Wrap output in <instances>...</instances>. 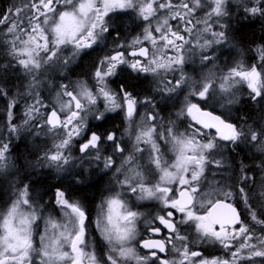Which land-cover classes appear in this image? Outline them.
<instances>
[{"label":"snow or ice","instance_id":"6c2138e0","mask_svg":"<svg viewBox=\"0 0 264 264\" xmlns=\"http://www.w3.org/2000/svg\"><path fill=\"white\" fill-rule=\"evenodd\" d=\"M121 15L139 31L121 32ZM233 15L264 19V0H13L0 13V176L15 177L0 264H264V115H234L245 94L264 113V44L242 46ZM222 49L235 51L223 66ZM113 113L122 128L100 131ZM27 136L35 159L18 165L13 141ZM245 149L253 167L235 161ZM41 169L108 175L95 216L62 182L38 191ZM145 201L158 210L140 211Z\"/></svg>","mask_w":264,"mask_h":264},{"label":"trees","instance_id":"16d2710c","mask_svg":"<svg viewBox=\"0 0 264 264\" xmlns=\"http://www.w3.org/2000/svg\"><path fill=\"white\" fill-rule=\"evenodd\" d=\"M13 0H0V11H5L7 8L12 6ZM232 27L234 29H239L238 32H236V40L238 42H241L242 46L249 44L251 41H255V44H252V47L256 46L257 44H260L264 38L263 36V27H264V20L263 19H244L240 18L237 20L236 18L232 19ZM3 52V49L0 48V53ZM222 55L220 58V65H224V60H227L229 58H235V55H233L234 50L230 49H222L221 50ZM0 63L7 64L8 58H6L4 55L0 54ZM231 62L228 61L227 64ZM186 71L192 75H196L199 71V65L198 64H188L186 65ZM7 82L8 87L12 88L15 86H20L22 83L21 80H17V73L13 71V69L9 68L4 73ZM9 78H13L12 81ZM145 87H138L137 90H143ZM234 115L237 117H247L249 118V122L252 121H259L260 117L263 115V113L259 110V108L256 107V105L249 101L247 99L246 94L242 96L241 103L237 105L234 108ZM26 138V139H25ZM40 141V140H39ZM13 148L14 157L18 156L20 159L17 161L18 165H23L26 158H33L35 159V153L31 154L32 147L29 145L27 137H23L18 140L13 141ZM246 149L245 151H240L239 155L235 157V161L239 162L240 160H244L245 163H247L250 167H253V162L251 160L246 159ZM235 155V154H233ZM231 162V161H230ZM256 165L259 164V160L255 162ZM229 174V173H225ZM224 174V175H225ZM257 171L250 172V176H254L255 179H257ZM40 178V179H39ZM222 176H217V180H221ZM3 177L0 176V180H2ZM10 179V178H8ZM52 181V178H51ZM49 180V178L45 179L43 181L41 174H39V171L31 173V182L33 184L38 183V187L40 188L41 192L47 191L48 193L51 192L52 183ZM66 184H63V186L71 191L74 192L76 197L79 199H82L83 202L88 206L89 212L94 214L96 212V205H95V199L99 192V185L96 183H92V178H88V176L84 175L83 183H76L73 179L71 180H64ZM72 188H70L69 186ZM6 191V184L4 182L0 181V204L4 202V194Z\"/></svg>","mask_w":264,"mask_h":264},{"label":"flooded vegetation","instance_id":"af4514ba","mask_svg":"<svg viewBox=\"0 0 264 264\" xmlns=\"http://www.w3.org/2000/svg\"><path fill=\"white\" fill-rule=\"evenodd\" d=\"M0 13H5V11H0ZM118 26L120 27L121 32L123 33H131V34H135L136 32L139 31L138 27H137V22H134V17L132 15H121L119 20L116 21ZM86 64L87 61H85L84 65H81L80 67L75 68V72L73 73L72 78L76 79L80 76V73L84 70H86ZM51 78L53 80V83H55L56 81H59L62 79V77L59 76V74L53 72L51 74ZM123 79V77H121L120 79H118L116 81V83H120L121 80ZM66 82V81H65ZM115 87V84L113 85ZM147 87V84L145 83L143 85V87ZM138 87H142V85L138 84ZM43 91V95L48 97L47 95H51L49 93V91L47 89L42 90ZM137 91H142V90H137ZM160 107H162L164 109V111L161 113V115L163 116H168L171 112L175 111V108L173 107V103L169 102V103H164L161 104ZM260 110V109H259ZM261 111V110H260ZM264 115V113H263ZM96 124L97 122L93 121L92 125H93V130H98L96 128ZM122 128V117L120 115H116L115 113L111 114L109 119L107 121L104 122L103 127L100 128V131H103L104 129H108V130H116V129H120ZM40 140V141H39ZM39 141V145L40 147L44 146L45 143V138H40L38 139ZM39 174H41L43 181H45V179L49 178V180L51 181L52 178V190L54 189V187L59 184V183H63L66 184L64 180H71L72 176H66L61 180H58L57 178H55V173L54 172H50L48 169H41L39 170ZM84 175L88 176V178H92V183H96L97 185H99V192L96 196L95 199V205H97L99 203L100 200V195L101 192L104 190L105 185L108 183L109 181V176L106 175L103 171L101 170H95L94 172L88 173L85 172ZM2 177V176H1ZM1 182H4L6 184V191L4 194V203L8 202L11 199V194L12 193V189L10 188V181L9 179H5L3 178L2 180H0ZM68 185V184H67ZM69 186V185H68ZM70 188H72L71 186H69ZM73 189V188H72ZM51 190V192H52ZM51 192L48 193V195H51ZM143 203V207H140V211L143 212H155L158 210V206L156 204L155 201H145L142 202ZM86 205V204H85ZM86 207L88 208V206L86 205ZM242 207V206H241ZM93 216H95V213L93 214ZM97 237H98V233H96ZM197 248V250H200L204 253L205 256H209V255H222L223 252L222 250L219 248V246L217 245H212L210 243H203V244H197L195 246Z\"/></svg>","mask_w":264,"mask_h":264},{"label":"rangeland","instance_id":"374dc122","mask_svg":"<svg viewBox=\"0 0 264 264\" xmlns=\"http://www.w3.org/2000/svg\"><path fill=\"white\" fill-rule=\"evenodd\" d=\"M235 18V15H233V19ZM264 20V19H263ZM263 36H264V27H263ZM260 44H264V38H263V40L261 41V42H259ZM252 46V45H251ZM253 48H255V46L253 47ZM233 55H235V51H234V53H233ZM235 58H229V59H227V60H224V65L225 64H227L228 63V61L229 62H232L233 60H234ZM52 74V73H51ZM11 81H12V79L13 78H9ZM17 80H20V79H17ZM24 83H26V82H24ZM21 85V84H20ZM9 87H10V85H9ZM48 97H50V95H47ZM29 102H31L30 100H29ZM20 103H21V106H23V103H24V100L23 99H21V101H20ZM22 111H23V108L21 107V114H22ZM26 139V138H25ZM27 140H28V143H29V145L32 147V152H31V154H34L35 153V150L33 149V140H32V137L31 136H27ZM36 143L39 145V141L37 140L36 141ZM259 155V154H258ZM25 160H33V158H26ZM39 171V170H38ZM21 175H24V172L23 171H21ZM227 175H230V173L229 174H225V176H227ZM262 174H260V173H258L257 174V179H256V182L257 183H259V180H260V176H261ZM3 178H5V179H8V178H10L9 179V181L11 182L13 179H15V177H11V176H2ZM40 179V178H39ZM233 181L232 180H228V183L229 184H231ZM35 185V187L37 188V190L38 191H40V188L38 187V183H35L34 184ZM11 195H12V193H10Z\"/></svg>","mask_w":264,"mask_h":264},{"label":"bare ground","instance_id":"6f19581e","mask_svg":"<svg viewBox=\"0 0 264 264\" xmlns=\"http://www.w3.org/2000/svg\"><path fill=\"white\" fill-rule=\"evenodd\" d=\"M11 198H12V195H11Z\"/></svg>","mask_w":264,"mask_h":264}]
</instances>
